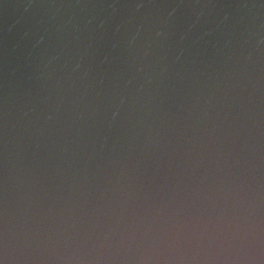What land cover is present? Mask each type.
<instances>
[{
  "label": "water",
  "instance_id": "95a60500",
  "mask_svg": "<svg viewBox=\"0 0 264 264\" xmlns=\"http://www.w3.org/2000/svg\"><path fill=\"white\" fill-rule=\"evenodd\" d=\"M257 178L264 0H0V233Z\"/></svg>",
  "mask_w": 264,
  "mask_h": 264
},
{
  "label": "clouds",
  "instance_id": "9594fccd",
  "mask_svg": "<svg viewBox=\"0 0 264 264\" xmlns=\"http://www.w3.org/2000/svg\"><path fill=\"white\" fill-rule=\"evenodd\" d=\"M0 264H264V179L126 192L38 239L6 222Z\"/></svg>",
  "mask_w": 264,
  "mask_h": 264
}]
</instances>
